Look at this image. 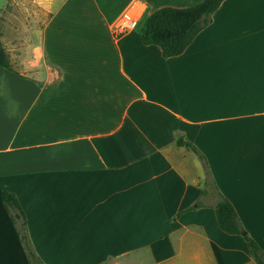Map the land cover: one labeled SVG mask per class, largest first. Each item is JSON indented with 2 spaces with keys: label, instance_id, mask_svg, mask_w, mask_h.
<instances>
[{
  "label": "crops",
  "instance_id": "obj_1",
  "mask_svg": "<svg viewBox=\"0 0 264 264\" xmlns=\"http://www.w3.org/2000/svg\"><path fill=\"white\" fill-rule=\"evenodd\" d=\"M200 1L8 0L0 264H29L3 191L44 264H256L176 138L264 253V0H223L169 58L139 27L111 30L129 6L143 18Z\"/></svg>",
  "mask_w": 264,
  "mask_h": 264
},
{
  "label": "trees",
  "instance_id": "obj_2",
  "mask_svg": "<svg viewBox=\"0 0 264 264\" xmlns=\"http://www.w3.org/2000/svg\"><path fill=\"white\" fill-rule=\"evenodd\" d=\"M222 1L202 0L185 8L162 7L151 12L140 21V42L143 45L158 46L164 58L177 56L186 49L195 35L211 21V15ZM0 66L12 70L1 42ZM176 144L179 147H185L193 151L202 161L205 178L201 197H209V194L213 196L214 202L212 206L218 227L227 234L240 235L245 241L249 255L256 264H264V253L242 227L233 205L219 193L211 179L204 156L181 136H177ZM1 202L13 223L17 225L21 245L26 252L29 264H44L33 250L27 233L25 216L15 196L3 191L1 193ZM204 205L201 199L195 203V206L198 207Z\"/></svg>",
  "mask_w": 264,
  "mask_h": 264
},
{
  "label": "built area",
  "instance_id": "obj_3",
  "mask_svg": "<svg viewBox=\"0 0 264 264\" xmlns=\"http://www.w3.org/2000/svg\"><path fill=\"white\" fill-rule=\"evenodd\" d=\"M141 13L129 6L120 18L112 25L111 30L115 37L124 35L140 26Z\"/></svg>",
  "mask_w": 264,
  "mask_h": 264
},
{
  "label": "rangeland",
  "instance_id": "obj_4",
  "mask_svg": "<svg viewBox=\"0 0 264 264\" xmlns=\"http://www.w3.org/2000/svg\"><path fill=\"white\" fill-rule=\"evenodd\" d=\"M7 4H8V0H0V16L2 15ZM139 29H140V26H139Z\"/></svg>",
  "mask_w": 264,
  "mask_h": 264
}]
</instances>
